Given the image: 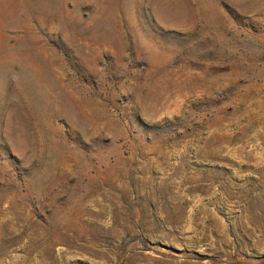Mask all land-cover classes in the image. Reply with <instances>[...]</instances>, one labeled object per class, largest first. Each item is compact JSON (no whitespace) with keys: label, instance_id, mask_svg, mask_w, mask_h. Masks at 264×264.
I'll list each match as a JSON object with an SVG mask.
<instances>
[{"label":"rangeland","instance_id":"374dc122","mask_svg":"<svg viewBox=\"0 0 264 264\" xmlns=\"http://www.w3.org/2000/svg\"><path fill=\"white\" fill-rule=\"evenodd\" d=\"M0 264H264V0H0Z\"/></svg>","mask_w":264,"mask_h":264}]
</instances>
